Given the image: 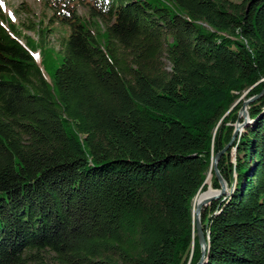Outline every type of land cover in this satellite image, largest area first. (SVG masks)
<instances>
[{
    "label": "trees",
    "instance_id": "trees-1",
    "mask_svg": "<svg viewBox=\"0 0 264 264\" xmlns=\"http://www.w3.org/2000/svg\"><path fill=\"white\" fill-rule=\"evenodd\" d=\"M42 2L57 51L0 7V264H198L245 92L202 264H264V0Z\"/></svg>",
    "mask_w": 264,
    "mask_h": 264
},
{
    "label": "rangeland",
    "instance_id": "rangeland-1",
    "mask_svg": "<svg viewBox=\"0 0 264 264\" xmlns=\"http://www.w3.org/2000/svg\"><path fill=\"white\" fill-rule=\"evenodd\" d=\"M228 1H231L233 3H239L241 0H228ZM0 6L3 9L5 15H7L9 18H11L12 21L16 25L19 26L20 31H19V37L18 38L21 42L24 41L25 36H28L34 40H38V37H37L38 30H41V29H43V27L46 26L48 28V31H49L46 34V42L50 48H53L54 51H57L62 38L64 36H66V34L68 35V28L61 26L59 23L52 24L51 22L48 21L51 14H50V11L44 7L42 0H0ZM85 11H86V7H84V6L78 7V14L85 15V13H86ZM3 26L7 29L6 23H3ZM33 56H34L35 60L39 63V59H40L39 51L34 52ZM164 62L166 65H168V63L166 62L165 59H164ZM41 69L43 70V74H44V77L46 78V80H49V77L44 72V69L42 66H41ZM245 96H246V92L238 99L236 104H238L239 102L242 103V108H244L245 111L247 112V108H248L249 104L251 102H254L255 98L254 99L253 98L246 99ZM242 108L238 112V118L240 120H243V118H244L243 113L241 111ZM229 125H230V123H229ZM243 131H244L243 122L240 123L239 121H236L233 124V132H232L230 140L226 144V146L230 143L231 139H233V137H234V139L231 143V145H233L236 137L240 133H242ZM230 156H231V161L233 162L234 158H235L234 148L231 150ZM213 166H214V160L212 161V166H211V171L214 172ZM211 171L208 173V175L206 177V179L209 178L208 184H206L207 189L204 191H199L196 195H200L201 193H204V192L206 193L208 191H212V192L218 191V190H215L211 187V178H212ZM206 179L204 181V184L207 182ZM227 190L228 189L226 187V191ZM196 195H195V197H196ZM194 198L192 200L191 211H192L193 223L195 226V220H196V214H195L196 211L195 210H196V208H195V203L193 202ZM194 208H195V210H194ZM193 216H194V218H193ZM191 250H192V248H191ZM49 264H57V263L53 259H49Z\"/></svg>",
    "mask_w": 264,
    "mask_h": 264
},
{
    "label": "water",
    "instance_id": "water-1",
    "mask_svg": "<svg viewBox=\"0 0 264 264\" xmlns=\"http://www.w3.org/2000/svg\"><path fill=\"white\" fill-rule=\"evenodd\" d=\"M42 70V69H41ZM43 71V70H42ZM242 113H243V125H245V123L247 122V117H248V114L247 112L245 111L244 108H242ZM234 139V137H233ZM233 139H231L230 143L224 147V149L219 152L218 154H216L215 156V159H214V166H213V170H214V173H215V176L216 178L218 179L219 183H220V190L218 191H215L216 193L214 195H211L209 196L207 199H205L201 205L197 208L196 210V220H195V227H196V230H197V235H198V238H199V243H200V246H201V258H200V261L198 262V264H202L203 263V260H204V255H205V251H206V241H205V238H204V235L202 233V230H201V222H200V212H201V209L205 206H207L212 200H215L217 198H219L220 196H223L226 194V183L225 181L221 178L218 170H217V163L220 159V157L225 153V151L230 147Z\"/></svg>",
    "mask_w": 264,
    "mask_h": 264
},
{
    "label": "bare ground",
    "instance_id": "bare-ground-1",
    "mask_svg": "<svg viewBox=\"0 0 264 264\" xmlns=\"http://www.w3.org/2000/svg\"><path fill=\"white\" fill-rule=\"evenodd\" d=\"M216 192L214 191L212 194H202L201 196H200V198L197 200V202H196V210H197V208L201 205V203H202V197H204V196H210V195H214Z\"/></svg>",
    "mask_w": 264,
    "mask_h": 264
}]
</instances>
